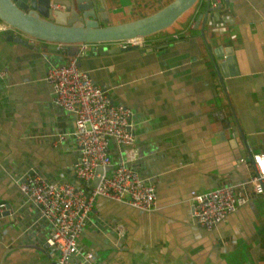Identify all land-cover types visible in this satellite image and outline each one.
Instances as JSON below:
<instances>
[{"label": "crops", "instance_id": "0c3cea01", "mask_svg": "<svg viewBox=\"0 0 264 264\" xmlns=\"http://www.w3.org/2000/svg\"><path fill=\"white\" fill-rule=\"evenodd\" d=\"M170 0H106L111 23L155 11ZM196 25L198 0L136 49L92 55L79 67L110 102L131 111L133 166L154 183L150 212L97 197L78 244L92 264H264L262 192L211 230L191 214L190 191L239 184L253 173L250 156L264 154V0H219ZM0 33V264H49L41 242L48 227L17 189L26 173L73 182L79 153L73 115L52 102L45 72L69 60V50ZM34 41L36 45H28ZM123 46L107 44L108 48ZM229 64L221 69L226 54ZM62 134V139L57 136ZM112 161L120 154L109 144ZM92 184V182H91ZM251 195V196H250ZM3 218V217H2Z\"/></svg>", "mask_w": 264, "mask_h": 264}, {"label": "built area", "instance_id": "2783aa9c", "mask_svg": "<svg viewBox=\"0 0 264 264\" xmlns=\"http://www.w3.org/2000/svg\"><path fill=\"white\" fill-rule=\"evenodd\" d=\"M219 0H213V5ZM11 26L0 20V33ZM142 38L120 42L123 46L138 45ZM63 44L53 43V49L64 51ZM87 46L45 72V82L51 88L52 102L73 115L70 132L79 157L73 168L74 178L87 188L73 182H48L35 173H26L17 181L19 193L38 208L48 230L41 242L49 264H92L93 254L83 249L78 240L97 197L125 203L132 208L150 212L154 205V183L133 166L136 159L134 138L129 129L130 109L110 102L102 86L92 81L75 60ZM63 135L57 136L62 139ZM113 143L120 157L112 161L109 144ZM253 173L239 184H222L204 192L190 191L191 214L194 222L211 230L238 205L248 200L244 188L252 196L262 192L264 154L250 156ZM96 179L94 185L91 184ZM250 195V196H251Z\"/></svg>", "mask_w": 264, "mask_h": 264}, {"label": "water", "instance_id": "95a60500", "mask_svg": "<svg viewBox=\"0 0 264 264\" xmlns=\"http://www.w3.org/2000/svg\"><path fill=\"white\" fill-rule=\"evenodd\" d=\"M197 1L170 0L151 13L114 24L106 0H0V20L11 26L10 30L2 32V36L21 43L26 42L21 35L51 45L61 43L71 56L77 53L80 45L87 46L92 55L136 49L135 44L113 48H108L107 44L143 38L160 31ZM219 5L210 7L209 0H205L204 11L198 14L196 25L199 21L203 23L207 13ZM33 40L28 45H36ZM220 53L226 54L224 63L219 64L223 69L231 56L226 49ZM75 63L79 65V57ZM95 183L94 178L92 185ZM4 216L9 219L6 210L0 212V223Z\"/></svg>", "mask_w": 264, "mask_h": 264}, {"label": "bare ground", "instance_id": "6f19581e", "mask_svg": "<svg viewBox=\"0 0 264 264\" xmlns=\"http://www.w3.org/2000/svg\"><path fill=\"white\" fill-rule=\"evenodd\" d=\"M138 38V37H137Z\"/></svg>", "mask_w": 264, "mask_h": 264}, {"label": "rangeland", "instance_id": "374dc122", "mask_svg": "<svg viewBox=\"0 0 264 264\" xmlns=\"http://www.w3.org/2000/svg\"><path fill=\"white\" fill-rule=\"evenodd\" d=\"M110 45V44H109Z\"/></svg>", "mask_w": 264, "mask_h": 264}]
</instances>
